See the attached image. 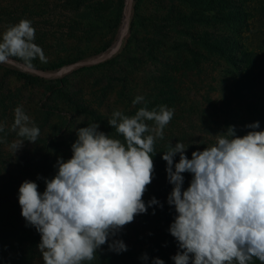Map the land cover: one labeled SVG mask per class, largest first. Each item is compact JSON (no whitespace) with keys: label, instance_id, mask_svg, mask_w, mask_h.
Wrapping results in <instances>:
<instances>
[{"label":"rangeland","instance_id":"obj_1","mask_svg":"<svg viewBox=\"0 0 264 264\" xmlns=\"http://www.w3.org/2000/svg\"><path fill=\"white\" fill-rule=\"evenodd\" d=\"M205 1L0 0V32L21 19L31 20L35 28L34 43L42 48L46 57V62L37 58L31 66L0 64V123L5 126L4 132L0 133L4 138L0 143V251L23 231L37 233L26 226L21 216L20 184L32 180L43 192L44 181L37 177L48 178L41 170L53 177L58 157L65 160L71 157L77 128L97 122L100 131L116 137L115 129L107 121L114 110L134 115L144 106L132 104L137 95L145 97L149 110L158 109L160 105L175 110L172 121L164 129V139L157 140L155 147L168 145L169 141H181L189 145L186 153L191 156L193 151H202L214 143L210 134L224 131L229 125H234L237 135L241 136L251 130L245 125L253 123L252 119L225 123L212 114L211 105L218 106L221 99L230 96L229 87L238 75L237 68L223 59L204 63L199 73L177 75L179 100L175 105L164 100L167 97L164 75L168 70L165 66L185 56L190 43L216 40L222 33L231 38L239 35L235 23L226 26L222 32L214 19L216 8L212 6L209 11L205 10ZM212 1L213 5L217 2ZM245 1L252 7L262 2ZM194 2L199 4L193 5ZM128 4L131 9L124 21ZM119 34H122L119 46L106 61L69 68L75 61L110 53ZM246 44L256 64L255 89L264 91V41L258 34H251ZM233 53L239 55V50L235 49ZM15 65L23 69L36 68L45 71L46 75L33 74L36 80H23L15 74ZM56 66L60 67L49 70ZM165 91V95L162 94ZM233 100L235 104V98ZM243 101L239 102L240 106ZM17 106L23 107L41 134L36 143L25 141L14 154L9 144L20 139L11 130ZM259 125L256 130L264 131V120ZM189 177L192 179L191 174ZM151 227L140 214L115 238L122 239L128 250L135 253L144 242H149L152 234H147L145 229ZM104 249H109L107 244L100 250ZM176 252L171 251V257ZM34 255L33 264H43L38 248ZM164 262L174 264L171 258ZM253 264L260 262L254 260Z\"/></svg>","mask_w":264,"mask_h":264},{"label":"clouds","instance_id":"obj_2","mask_svg":"<svg viewBox=\"0 0 264 264\" xmlns=\"http://www.w3.org/2000/svg\"><path fill=\"white\" fill-rule=\"evenodd\" d=\"M34 41L31 20L5 26L0 64L46 62ZM132 104L144 106L131 116L114 110L107 121L116 137L100 131L97 122L75 129L71 157H58L53 177H37L44 181L43 192L32 180L20 184L21 216L40 236L43 264H87L105 244L117 254L126 252L127 245L115 237L149 207H163L155 197L147 203L143 197L154 178L155 144L164 139L175 110L167 105L149 110L141 95ZM245 127L251 130L242 136L234 125L209 133L214 143L193 151L191 159L185 154L189 145L181 141L175 146L169 141L163 152L173 186L167 204L176 213L168 229L178 247L174 264H264V131L256 130L259 121ZM4 128L0 123V133ZM11 130L20 138L9 144L14 154L41 134L22 106L14 109ZM184 173L192 177L186 189ZM141 259L149 257L145 253ZM152 264L165 262L156 257Z\"/></svg>","mask_w":264,"mask_h":264},{"label":"trees","instance_id":"obj_3","mask_svg":"<svg viewBox=\"0 0 264 264\" xmlns=\"http://www.w3.org/2000/svg\"><path fill=\"white\" fill-rule=\"evenodd\" d=\"M197 2V1H195ZM193 5H198L195 3ZM202 4V3H201ZM206 9L213 6L216 8L214 19L221 26V31L226 26L237 24L239 27L238 37H227L225 33L218 35V39H207L203 42H194L188 45L187 54L177 58L172 65L166 67L167 72L164 77L166 79L167 94L164 98L175 105L179 100L180 86L177 83V75L188 76L202 71L204 63L214 61L213 59H223L226 64L234 65L238 70L237 79L229 87L230 96L221 99L218 106L211 105L212 114L217 119L228 122L243 118L252 119L253 122L264 120V91L256 90L255 84V59L250 47H246L248 37L251 34H258L261 41H264V0L257 6L248 5L245 0L238 2L237 0H206ZM204 4V5H205ZM243 30L244 33H243ZM245 36V37H244ZM239 50V55H235L233 51ZM60 66L53 67L54 70ZM15 74L23 80H36V77L15 65ZM164 89V88H163ZM233 98L236 103L233 104ZM244 100V101H243ZM244 103L240 106L239 102ZM242 119V120H241ZM177 142L173 141L172 146ZM156 154L153 156L155 165L154 178L148 186L143 199L147 203L152 197H155L163 207L154 205L148 208L146 214H141V219L149 223L152 227L145 229L147 234H152L149 242H144L140 249L131 253L130 250L122 253H115L109 249L97 251V259L87 264H152V259L159 257L164 261H169L171 251H178L177 242L170 235L168 229L175 217V209L167 204V197L172 190V185L167 181L166 162L162 159L163 152L167 151V145L155 147ZM191 159L190 153H185ZM179 161V154L174 157V163ZM41 173L50 178L49 173ZM184 188H187L190 182L189 173H184ZM155 210V215L153 211ZM151 231V232H150ZM156 233V234H155ZM40 242L38 233L32 231H23L17 235L15 239L0 251V264H33L35 260V250ZM147 254L149 259L144 261L141 259L143 254Z\"/></svg>","mask_w":264,"mask_h":264},{"label":"water","instance_id":"obj_4","mask_svg":"<svg viewBox=\"0 0 264 264\" xmlns=\"http://www.w3.org/2000/svg\"><path fill=\"white\" fill-rule=\"evenodd\" d=\"M130 9H131V6H130V4H128L127 9H126V15L124 17V21H126L127 15L130 13ZM121 39H122V34H119L116 41L110 47V53L101 54L99 57L94 58V59H85V60L75 61L69 65V68L73 69V68H77V67L92 66V65H97L99 63L106 61L109 58L110 54L113 53L118 48ZM25 70L32 73V74L38 75V76H45L46 75L45 71L38 70V69L32 68V67H26Z\"/></svg>","mask_w":264,"mask_h":264}]
</instances>
